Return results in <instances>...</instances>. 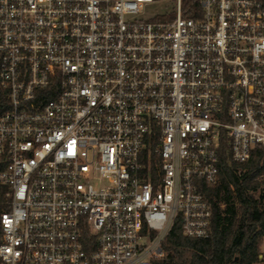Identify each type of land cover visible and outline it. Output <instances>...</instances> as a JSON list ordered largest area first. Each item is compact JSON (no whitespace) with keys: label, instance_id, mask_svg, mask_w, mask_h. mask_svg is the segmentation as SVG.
Listing matches in <instances>:
<instances>
[{"label":"built area","instance_id":"2783aa9c","mask_svg":"<svg viewBox=\"0 0 264 264\" xmlns=\"http://www.w3.org/2000/svg\"><path fill=\"white\" fill-rule=\"evenodd\" d=\"M258 144L264 0H0V264H156Z\"/></svg>","mask_w":264,"mask_h":264},{"label":"trees","instance_id":"16d2710c","mask_svg":"<svg viewBox=\"0 0 264 264\" xmlns=\"http://www.w3.org/2000/svg\"><path fill=\"white\" fill-rule=\"evenodd\" d=\"M220 165V182L202 186L211 208L208 236L186 237L176 223L156 264H264V145L246 163L231 161L224 145ZM8 193L0 184V220L10 205Z\"/></svg>","mask_w":264,"mask_h":264},{"label":"rangeland","instance_id":"374dc122","mask_svg":"<svg viewBox=\"0 0 264 264\" xmlns=\"http://www.w3.org/2000/svg\"><path fill=\"white\" fill-rule=\"evenodd\" d=\"M161 11H163V7L162 6L152 5V6L149 7L147 15L151 16V15H153L155 13H158V12H161ZM263 244H264V242H263Z\"/></svg>","mask_w":264,"mask_h":264}]
</instances>
